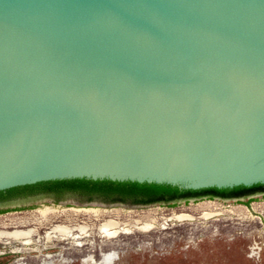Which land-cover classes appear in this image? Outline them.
Segmentation results:
<instances>
[{
	"label": "water",
	"instance_id": "1",
	"mask_svg": "<svg viewBox=\"0 0 264 264\" xmlns=\"http://www.w3.org/2000/svg\"><path fill=\"white\" fill-rule=\"evenodd\" d=\"M264 185V0H0V192Z\"/></svg>",
	"mask_w": 264,
	"mask_h": 264
},
{
	"label": "rangeland",
	"instance_id": "2",
	"mask_svg": "<svg viewBox=\"0 0 264 264\" xmlns=\"http://www.w3.org/2000/svg\"><path fill=\"white\" fill-rule=\"evenodd\" d=\"M15 204L23 208L0 215V230L36 228L40 235L55 225H88L91 231L80 245L68 242H42L24 247L16 241L0 243V264L20 261L36 264L39 253L50 257V264H264V197L250 202L198 200L173 205L148 206L72 204L53 208V202L39 200ZM78 203V202H77ZM247 204H250L247 206ZM67 207L74 209H66ZM101 210L110 215L98 219L74 216L77 210ZM59 213L45 219L43 211ZM113 221L118 228L106 237L98 227ZM11 227V228H10ZM4 249V250H1ZM20 249L19 252H15ZM11 251L15 253L12 254Z\"/></svg>",
	"mask_w": 264,
	"mask_h": 264
},
{
	"label": "trees",
	"instance_id": "3",
	"mask_svg": "<svg viewBox=\"0 0 264 264\" xmlns=\"http://www.w3.org/2000/svg\"><path fill=\"white\" fill-rule=\"evenodd\" d=\"M36 189H52L56 191H75L81 193H100L108 197L120 195L125 199H138L142 197L144 203H156L160 201H171L174 197L204 196L211 197H240L248 195L257 190L264 189V185H255L253 187H237L233 189H205L199 191L181 190L178 187L157 184H138L131 182H111V181H91V180H65L44 182L31 186L18 187L7 190V192H18ZM6 191L0 192V195ZM172 195L171 198L165 199L164 196ZM177 198V199H180Z\"/></svg>",
	"mask_w": 264,
	"mask_h": 264
},
{
	"label": "flooded vegetation",
	"instance_id": "4",
	"mask_svg": "<svg viewBox=\"0 0 264 264\" xmlns=\"http://www.w3.org/2000/svg\"><path fill=\"white\" fill-rule=\"evenodd\" d=\"M172 195H166L164 196L165 199L171 198ZM262 196L264 197V189H260L255 191L254 193L248 194V195H241L240 197H231V198H223V197H211L209 195L204 196H188V197H174V199H171V201H160L156 203H144L142 201V197H139L138 199H125L120 195H116L113 197H108L100 193H81V192H75V191H56L52 189H36V190H27V191H18V192H5L4 194L0 195V215L4 214L5 211L15 209V208H23L27 206H16L15 204L21 203V202H27V201H34L36 202L35 205H37L39 200H43L45 202H53V208H63L68 205L77 204L79 206H89V205H100L103 206H112V205H129V206H148V205H154V204H166V205H173L178 203H188L190 201H198V200H223V201H246L247 203L254 200L255 198ZM180 198V199H177ZM78 202V203H77ZM250 204H247L249 206ZM66 209H74L67 207ZM11 228V227H10ZM30 229V228H28ZM26 229V230H28ZM14 230H22V229H13L9 232H12ZM8 231V230H5ZM42 232H44L42 230ZM5 244H10V242H0ZM19 243V242H18ZM1 250H4L1 248ZM20 249L16 250L15 252H19ZM12 254H14V251H11ZM6 252L1 253L0 257L4 258L6 257ZM14 263L17 264L20 260L18 257H14Z\"/></svg>",
	"mask_w": 264,
	"mask_h": 264
},
{
	"label": "bare ground",
	"instance_id": "5",
	"mask_svg": "<svg viewBox=\"0 0 264 264\" xmlns=\"http://www.w3.org/2000/svg\"><path fill=\"white\" fill-rule=\"evenodd\" d=\"M74 213V216L78 217L80 215H85L93 218H100L106 215H110L109 212L101 211V210H77ZM43 216L45 219H54L58 212L52 210L43 211ZM118 228V225L113 221H107L104 224H101L98 227V231L100 234L106 237H113L114 234L110 233L111 230ZM91 231V228L88 225H77V226H69V225H55L49 228L48 231L43 232V236L36 240L35 238L40 235V231L36 228H31L28 230H14L12 232L0 230V242H10L16 241L19 242L24 247H29L33 245H39L42 242H68L74 245H80V240L84 236H88V233ZM48 248L45 247L42 250L38 248L35 249L39 253V257L36 259L41 260L36 264H50L48 256L43 255L44 251ZM85 264H91V260L88 257L85 259ZM17 264H30L24 261H19Z\"/></svg>",
	"mask_w": 264,
	"mask_h": 264
}]
</instances>
